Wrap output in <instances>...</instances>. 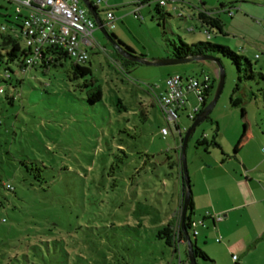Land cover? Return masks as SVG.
Returning <instances> with one entry per match:
<instances>
[{"label": "rangeland", "instance_id": "374dc122", "mask_svg": "<svg viewBox=\"0 0 264 264\" xmlns=\"http://www.w3.org/2000/svg\"><path fill=\"white\" fill-rule=\"evenodd\" d=\"M157 1L144 5L142 20L128 17L129 29L121 25L129 46L121 42L136 56L166 61L170 45H179L180 40L188 45L205 41L243 55L253 74L249 77L246 60L239 74L230 60L217 57L224 85L208 118L187 142L189 179H194L200 160L232 155L249 128L251 138L242 150L264 156V55L258 50L242 54L264 35L257 24L264 21V0H171L160 8L166 11L163 17L156 12ZM202 3L211 10H219L221 4L225 10L234 7L235 19L222 14L223 34L210 29V37L207 27H201L194 8ZM191 13L196 18L189 17ZM15 16L14 6L0 0V27L9 29ZM93 35L106 51L90 50L85 63L90 75L72 79L70 59L50 65L45 72L31 69L21 75L19 96L13 103L9 98L15 90L0 82L4 90L0 96V264H177L156 233L160 220L179 207L175 149L180 140L155 96L164 90L169 75L201 78L208 74L215 79L209 103L219 68L204 61L122 68L97 26ZM3 75L0 68L1 79ZM90 81L93 85L83 86ZM97 88L101 100L90 103L88 97ZM231 98L241 102L232 105ZM188 101L178 112L181 130L190 127L188 115L198 105L192 95ZM162 128L170 130L165 138ZM201 137L209 142L214 138L218 147L197 146ZM22 162L37 165L41 176H27ZM7 184L14 191L7 190ZM202 228L198 224L195 230ZM196 238L198 247L206 248L204 239ZM180 249L185 259V246Z\"/></svg>", "mask_w": 264, "mask_h": 264}, {"label": "crops", "instance_id": "0c3cea01", "mask_svg": "<svg viewBox=\"0 0 264 264\" xmlns=\"http://www.w3.org/2000/svg\"><path fill=\"white\" fill-rule=\"evenodd\" d=\"M101 1L102 3L98 4L96 8L99 13V5H102L101 9L104 14L99 16L103 24L107 21L106 11H111L115 17L114 28L111 31L119 41L127 44L120 33L121 25L125 29H129V27L126 28V21H128V17L132 16L136 4H140V13L144 9V5L150 6V3H144L145 0ZM175 4H173V8L176 10L178 7ZM241 8L245 12L251 13L250 8ZM194 9L197 19H199V15L204 14L224 22L222 14L225 13V9L223 7H220L219 10H211L202 3L201 7ZM254 11L257 14V11ZM148 12H150V8L146 13ZM162 12L165 14L166 11ZM180 15L182 14L180 13ZM188 16L196 18L194 13L188 14ZM182 17L186 19L185 16L182 15ZM232 17L236 18L234 14ZM201 23V27L206 28L204 23ZM257 24L264 33V21L259 20ZM206 34L212 36L211 32H206ZM254 45V47L250 46L251 48L245 47L242 54L258 50L264 55L263 34L256 39ZM241 49L242 47H240ZM103 51H106L105 48ZM204 62L214 63L212 61ZM209 77L212 87L208 95L212 93L215 86L213 83L215 79ZM191 95L190 93L186 94V98L188 99ZM249 129L245 132V136L234 145L232 155L226 153V155H222L224 157H213L210 161L200 160L194 179L190 180L193 203L192 221L196 223V229L198 224L203 227L197 231L196 237L201 236L204 239L206 248L198 247V238L195 237L192 241L207 255L210 264H264V156L260 151L255 153V150H242L248 145L247 142L251 138ZM180 193L179 191V201L182 200L183 195ZM198 216L200 219L197 222L195 219ZM200 261L203 262V260L197 259V264H200Z\"/></svg>", "mask_w": 264, "mask_h": 264}, {"label": "built area", "instance_id": "2783aa9c", "mask_svg": "<svg viewBox=\"0 0 264 264\" xmlns=\"http://www.w3.org/2000/svg\"><path fill=\"white\" fill-rule=\"evenodd\" d=\"M5 1L14 6L16 16L12 26L9 29L0 27V32L21 40L23 47L27 49V56L21 69L23 73H27L35 64L51 61L54 56L52 50L64 52L72 62L79 65L88 61L90 50L103 51L93 35L96 23L81 0ZM101 3V0H96L92 4L96 7ZM158 6H165L164 0H158ZM139 8L140 4H136L132 11V16L136 20H142ZM106 20L103 24L104 28L111 31L115 21L111 11H106ZM211 87V79L208 75H203L201 78L169 75L165 79L164 91L155 97L160 111L166 121L174 125L179 139L186 131L181 130L177 125L178 112L189 102L186 94H192L198 103L193 109V114L188 115L189 120H193L195 113L204 104ZM2 94L3 88L0 87V96ZM169 131V128H162V137L165 138ZM192 229L193 235L196 236L195 222L192 223ZM177 264H188V261L181 260L178 253Z\"/></svg>", "mask_w": 264, "mask_h": 264}, {"label": "trees", "instance_id": "16d2710c", "mask_svg": "<svg viewBox=\"0 0 264 264\" xmlns=\"http://www.w3.org/2000/svg\"><path fill=\"white\" fill-rule=\"evenodd\" d=\"M151 0H146L144 3H150ZM167 1L171 0H164L165 4H167ZM173 1V0H172ZM220 7H225L224 4H221ZM234 7H228L225 10V13L228 15H233V12L231 9ZM97 10V8L95 7ZM98 12V10H97ZM156 12L163 17L164 13L160 10V7L156 6ZM181 17V15H180ZM199 19L201 22L204 23V25L207 27L205 31L207 33H210V29H216L220 34H223V23L220 22L217 19H214L210 16H205L204 14L199 15ZM107 31V30H106ZM109 37L117 44L119 47H121L123 50L129 53H134L129 47H127L125 44H123L121 41L117 39V37L113 33H108ZM171 51H170V59L175 60H191L194 58H200L205 56H210L216 58L219 62L220 59L217 57H224L228 60H230L237 68L238 73L240 74L242 71L243 66V60H246L247 64V70H249V77H253V74L251 72V65L250 62L243 56L238 55L237 53L233 52L229 47L223 46V45H217L210 42L205 41H198L193 44H186L180 40V44H172ZM113 52L115 53L116 58L114 60H118L121 63L122 68H127L128 66H135L137 63L131 62L119 55V53L113 48ZM51 53L54 55L53 59L49 61L48 63L42 61L40 64H35L30 67L31 69H38L41 68L42 72H45V69H47L50 65L59 66L62 65V62L66 59H69L66 54L62 51H56L52 50ZM27 56V49L22 47L20 45V42L17 38L11 36L8 33L0 32V68L4 69V75L3 78H0V82H3L9 86H11L15 90V95L9 98V102L13 103L16 96H19V93L17 89L22 84L23 79L21 78V75H24V73L21 71L23 67V61L24 58ZM142 57V56H141ZM192 62H198V61H192ZM188 63V62H186ZM70 72L72 74V79H78L80 77H84L91 74V71L88 67L85 66V64L79 65L72 62V66L70 68ZM238 80H241L240 75L238 76ZM213 83H215V80H213ZM93 85V82L90 81L89 83H84L83 86H90ZM238 89V84L235 87V90ZM4 92V90H3ZM101 90L99 88L94 91L90 97H88V100L90 103H95L101 100ZM211 96L207 95V98L204 101V104L200 107L199 111L195 113V116L204 108V106L208 103V98ZM241 102L239 98L233 99L231 98V104L237 105ZM208 118V117H207ZM206 118V119H207ZM180 146L179 149H175L176 156H177V163L180 167V172L178 175L179 180V191L180 194H183L184 187H183V181H182V168H181V158H180V147H181V141L182 138L180 137ZM197 146H202L205 148V150L209 146L218 147L215 139L213 138L212 141H207L205 137H201L196 141ZM148 157V156H147ZM148 161V160H147ZM23 167H21V170L26 173L29 177L39 178L41 176V170L37 165H27V163L22 162ZM18 168H20L18 166ZM35 173V174H32ZM39 180V179H38ZM41 180V178H40ZM8 187L5 186V188L9 191H14L13 187L8 185ZM44 191H46L44 189ZM181 200L179 201V207L178 210L173 211L172 213L166 214V217L162 220H160V223L157 227V233L156 237L160 240H163L165 245L168 246L173 253V256L176 257L179 253L181 257V249L180 247L183 245L185 246L184 249V256L185 259L181 260L187 261L188 255L186 251V245H185V239L183 236V233L181 231ZM157 210V209H156ZM192 216H193V203L192 199L190 198L189 204H188V212L185 216V228L190 235V237L195 238L196 236L193 235V229H192ZM193 255L196 257V259H201L203 261H209V258L207 255L199 249L196 245L193 243Z\"/></svg>", "mask_w": 264, "mask_h": 264}, {"label": "water", "instance_id": "95a60500", "mask_svg": "<svg viewBox=\"0 0 264 264\" xmlns=\"http://www.w3.org/2000/svg\"><path fill=\"white\" fill-rule=\"evenodd\" d=\"M81 2L87 8L90 15L93 17V19L96 23V26L104 33L105 38L107 39V42H109L111 44V46L119 53V55L121 57H123V58H125L131 62H134L137 64H142V65H163V64H180V63H186V62L189 63L192 61H198V62L212 61L219 68V75L217 78V86H216L215 93H214L211 101L209 103H207L204 106V108L195 116V118L192 120V124L185 131V133L182 137L181 147L179 150L180 158H181V168H182V181H183L182 185L184 187L182 200H181V202H182V205H181V231H182L184 239H185L186 251H187V255H188V258H187L188 264H197V259L193 255L192 237H190V235L188 234V232L185 228V225H184L185 216L188 212V204H189V201L191 198V184H190V179H189V175H188V171H187L185 151H186V146H187V142L189 140V137L194 132L195 128L209 116V114L211 113L213 107L215 106V104H216V102H217V100L221 94V91H222L223 85H224V72L222 70L221 64L216 58L210 57V56L194 58L191 60L169 59L166 61L157 62V61H153V60L152 61L147 60L141 56L140 57L136 56L134 53L126 52L121 47H119V45H117L109 37V34L105 30L103 22L99 16L97 10L93 6L92 2L90 0H81Z\"/></svg>", "mask_w": 264, "mask_h": 264}]
</instances>
